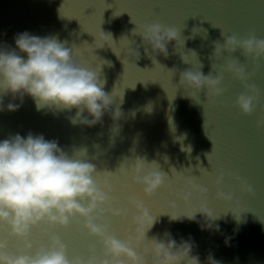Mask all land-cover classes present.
<instances>
[{"label": "water", "instance_id": "water-1", "mask_svg": "<svg viewBox=\"0 0 264 264\" xmlns=\"http://www.w3.org/2000/svg\"><path fill=\"white\" fill-rule=\"evenodd\" d=\"M152 22L175 27L185 39L183 51H194L196 60L193 57L183 64L170 43L168 56L158 55L161 66H154L144 53L141 38L133 34L136 24ZM194 28L201 31L194 34ZM24 31L56 36L73 49L74 61L96 70L100 67L103 90L113 96V104L100 123L87 127L69 123L67 117L74 111L45 114L25 98L17 111L0 113V140L32 133L57 141L69 152L83 149L96 167L97 181L107 183L119 206L139 199L154 216L165 211L183 214L200 206L195 198L185 204L175 195L191 178L208 190L207 207L221 217L217 221L221 232L201 231L196 222L187 219L169 223L167 215H162L146 238L162 237L165 231L177 242L191 237L193 254L199 255L201 264H206L209 253L222 264H264V131L256 128L264 106V61H257L256 67L250 58L235 54L251 76L248 83L261 92L252 116H243L233 107L243 86L230 75L224 74L226 90L210 106L204 93L193 100L183 88L176 90L179 73L172 77L169 72L173 68L199 70L200 66L206 76L222 72V61H210L215 44L223 43L222 33L225 37L253 33L264 39V0H0V43L14 46V35ZM100 33L110 34L112 41H104ZM190 36L193 38L188 39ZM124 38L135 42L132 47L140 52L139 59L129 62L123 58ZM102 42L106 43L100 47ZM115 52H121L120 56ZM231 59L224 54L225 63ZM8 102L6 98L5 104ZM116 110L121 114L114 119ZM182 146L191 151H182ZM137 158L166 173L168 186L145 197L132 180ZM218 170L241 177L252 193L242 195L234 181L226 180L235 191L233 202L226 205L216 200L212 180ZM230 207L243 211L245 220L234 236L232 214H225ZM132 211L124 218L112 217V227L132 228ZM200 219L198 213L197 221ZM59 234L70 256H87L91 246L100 251L98 241L81 235L75 227ZM129 234L124 231L121 236ZM225 235L233 236L227 247ZM33 238L40 242L38 233Z\"/></svg>", "mask_w": 264, "mask_h": 264}, {"label": "clouds", "instance_id": "clouds-1", "mask_svg": "<svg viewBox=\"0 0 264 264\" xmlns=\"http://www.w3.org/2000/svg\"><path fill=\"white\" fill-rule=\"evenodd\" d=\"M200 31L193 29L194 34ZM100 34L104 41H112L110 34ZM133 34L141 38L144 53L154 66L160 65L158 55L168 56L170 43L183 64L190 63L193 57L196 60L194 51L187 52L192 56L183 51L185 39L175 27L159 22L136 24ZM222 35L223 43L215 44L210 57V61H222V72L206 76L200 71L201 66L199 70L173 68L169 72L172 77L179 73L176 90L183 88L193 100L204 93L210 106H214L226 90L224 74L230 75L243 86L233 107L243 116H252L261 92L248 83L251 76L235 54L239 53L246 60L250 58L258 67L256 62L264 61V39H258L253 33ZM124 39L127 47L123 58L129 62L139 59L140 52L132 47L135 42ZM13 42L14 46L0 43V113L17 111L28 98L37 111L45 114L74 111V115L67 117L74 126L92 127L101 122L113 104V96L103 90L105 81L99 78L100 67L96 70L74 61L73 49L56 36H38L24 31L15 34ZM225 53L233 57L226 63ZM120 54L116 53L118 57ZM260 111L262 115L257 119L256 128L264 131V106ZM120 114L116 110L114 119ZM181 150L190 152L191 148L182 146ZM97 173L95 165L86 158L85 150L66 151L57 141L46 140L43 135L17 133L0 140V264H201L199 255L193 254L195 242L191 237L177 242L168 231L162 237L151 239H147L146 234L162 215H167L169 223L187 219L196 222L201 231L220 233L217 221L221 217L208 209L205 187L191 178L186 179L185 187L176 197L185 204L195 198L200 206L183 214L165 211L154 216L139 199H129L126 207L119 206L107 183L97 181ZM132 180L145 197L168 186L167 174L159 167H147L142 158L136 160ZM226 180L234 181L242 195L252 193L241 177L218 170L212 180L216 200L232 204L235 191ZM129 209L133 210L130 220L133 231L122 237L111 229L104 217L124 218ZM228 212L235 225L234 236L245 223L241 216L243 211L230 207L225 214ZM73 227L88 239L98 241L99 253L91 246L87 256H70L59 233ZM36 233L40 242L33 238ZM233 236L225 235L226 247L230 246ZM206 264H222V261L209 253Z\"/></svg>", "mask_w": 264, "mask_h": 264}, {"label": "snow or ice", "instance_id": "snow-or-ice-1", "mask_svg": "<svg viewBox=\"0 0 264 264\" xmlns=\"http://www.w3.org/2000/svg\"><path fill=\"white\" fill-rule=\"evenodd\" d=\"M205 176H207V173L205 174ZM113 199H114V197H113ZM104 219L109 223L111 229L114 232H116L117 234H119V235H121L122 232H124V231H127L129 233H131L133 231V229L132 228H129L127 225H124L123 228H114V227H112L113 218L110 217V216H105Z\"/></svg>", "mask_w": 264, "mask_h": 264}]
</instances>
